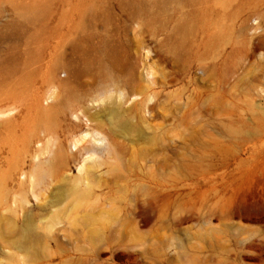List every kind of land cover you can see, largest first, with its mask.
<instances>
[{
    "label": "rangeland",
    "instance_id": "374dc122",
    "mask_svg": "<svg viewBox=\"0 0 264 264\" xmlns=\"http://www.w3.org/2000/svg\"><path fill=\"white\" fill-rule=\"evenodd\" d=\"M0 264H264V0H0Z\"/></svg>",
    "mask_w": 264,
    "mask_h": 264
},
{
    "label": "bare ground",
    "instance_id": "6f19581e",
    "mask_svg": "<svg viewBox=\"0 0 264 264\" xmlns=\"http://www.w3.org/2000/svg\"><path fill=\"white\" fill-rule=\"evenodd\" d=\"M36 14V12H32L30 15L32 16V15H35ZM49 109H50V107L48 108V111H49ZM52 109V108H51ZM46 112V111H45ZM45 115H46V113H44ZM44 116V115H43ZM87 132V131H86ZM85 132V133H86ZM85 136V135H84ZM84 170V167H81L80 168V171H83ZM26 236L29 238V239H36L37 238V236H36V234L34 233V231L31 229V228H29L28 229V231H27V233H26Z\"/></svg>",
    "mask_w": 264,
    "mask_h": 264
}]
</instances>
